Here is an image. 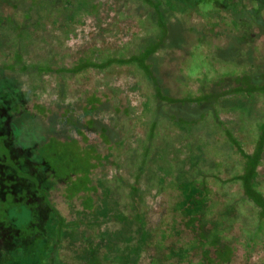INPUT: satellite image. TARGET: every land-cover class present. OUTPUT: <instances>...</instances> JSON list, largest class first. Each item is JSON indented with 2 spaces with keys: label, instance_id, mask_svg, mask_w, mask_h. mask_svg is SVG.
Returning a JSON list of instances; mask_svg holds the SVG:
<instances>
[{
  "label": "trees",
  "instance_id": "obj_1",
  "mask_svg": "<svg viewBox=\"0 0 264 264\" xmlns=\"http://www.w3.org/2000/svg\"><path fill=\"white\" fill-rule=\"evenodd\" d=\"M26 1L0 0V264H264V0H103L106 6L78 0L70 21L86 16L88 9L107 7L118 10L120 20L156 29V39L136 47L140 60L132 54L134 63L112 59L106 64L104 59L96 64L84 52L67 64L71 54L51 45L60 52L53 50L51 60L41 66L35 55L52 42L46 26L61 31L63 41L75 30L55 28L58 21L52 14L37 19L34 6L23 7ZM48 1L45 13L57 10L60 1ZM62 1L69 7L75 2ZM194 16L203 22L201 29L189 26ZM180 21L187 33L183 43L170 36V28ZM188 41L191 60L201 55L199 68L195 65L192 72L190 63L186 73L198 72L189 83L207 89L208 106L202 113L206 133L232 145L235 159L221 161L214 144L203 151L197 136L201 129L192 121L186 127L175 123L184 142L173 138L175 142L166 143L176 125L167 128L162 122L167 119L162 101H180L175 92L183 89L190 92L187 99H194L198 88L187 85L185 68L177 76L153 54L182 49ZM157 63L161 73L169 74L171 89L163 78L153 77L150 69ZM129 65L133 71L127 75L144 77L130 87L147 90L156 100L148 113L147 135L131 128L146 121L137 104L122 112L125 126H118V111L109 112L112 127H95L101 135L90 138L93 128L85 122L93 113L91 104L106 98L97 91L107 86L113 95L123 93L112 85V77L118 75L115 84L122 81L119 75L126 74L117 69ZM90 72L98 75L95 94H88V80L80 82ZM44 73L60 76V87L55 82V91H44ZM242 111L262 121L251 123ZM53 136L97 153L91 159L95 166L80 172L86 184L75 192L70 190L75 171L61 173L60 165L48 164L59 158ZM188 137L193 143L187 145ZM236 158L237 166L230 167ZM56 186L63 191L60 205L49 197ZM249 201L253 204L245 209ZM244 209L254 213L252 220Z\"/></svg>",
  "mask_w": 264,
  "mask_h": 264
},
{
  "label": "rangeland",
  "instance_id": "obj_2",
  "mask_svg": "<svg viewBox=\"0 0 264 264\" xmlns=\"http://www.w3.org/2000/svg\"><path fill=\"white\" fill-rule=\"evenodd\" d=\"M46 1H48V0H46ZM59 1H60V4L58 5V7H56L57 8V13H59V17H60V15H63L62 16L63 21L69 20L67 18H70L72 13L74 14L75 11L77 10V9H75V7L77 8L76 4L78 3V0H74L75 2H72L71 7H69L67 4L63 3L62 0H59ZM38 2H39V4H38ZM25 4H27V6H23V7H26V8L29 7V6H31V8H33L32 6L35 7V9L32 11V13L34 14L35 17H37V19L39 18L40 15L42 16V14H52V15L56 14V12L54 10H50V11L47 10V11H49V13H47V12L45 13L44 8L47 9L46 7L48 6V4H47V2H44V0H27ZM119 9L122 10L121 7ZM4 11L11 12V10L9 8H5ZM123 20L125 21V19H123ZM49 21L51 22V20H49ZM131 21L133 22L135 20H131ZM188 21L187 22H188L189 26L193 27L195 30L197 28H202L204 26L203 22L201 20H199L198 17H195V16L192 17V19L190 18ZM58 24H60L59 21H58ZM182 25H184V21H180V25L177 28H170V36H174L175 42H177L176 41V39H177L180 42L182 41V43H183V41H185L187 39L186 30H185V32H183L184 28H183ZM47 26H46V28L49 29V30H47L48 31L47 32L48 39L50 41H52L53 43L51 42L49 47L46 45L44 48H43L42 44H39V45L42 46V49H41V52L38 53V55L37 54L35 55V58H36V60L40 59L37 62L40 66L43 65V63L49 62V60H51V57L53 56V50H54V54L55 55L57 54V52H60L59 49H55L56 47L57 48H59V47H63L64 48V47L67 46V44H66L67 40L63 41L64 37L63 36H59V34H61V31L60 32L59 31H55V30H53V27H51L50 25H49V27H47ZM72 28H74V27H72ZM23 29L25 31L26 28H23ZM71 32H73V31H71ZM74 33L75 32H73V35H72L73 38H75V34ZM54 36H58V37H56L58 40H55V38L52 40V37H54ZM71 38L72 37H70L69 39L71 40ZM171 39H173V38L172 37L169 38V41ZM157 40H159V39H157ZM164 42H165V40H164ZM51 45L55 46V48L54 49L50 48ZM32 47L33 48H37V44H34ZM138 47L139 46H137V48ZM83 48H85V47H83ZM83 48H81V46H79V47H77V51L73 47L69 48L68 50L65 49L66 51H68V53L71 54V58L65 59L64 62L68 64L71 61H76V58H78V56L79 57L81 56V54L83 52L82 51ZM144 48L145 47H143V49ZM179 49H180V47H179ZM32 51H34V50H32ZM173 55H174V58H177V59L174 60V61L169 59L167 61L166 65H169L171 67V70L175 74L177 73L176 75L178 76L179 75L178 71L181 68H183L182 63H181V58H180V56L182 55V52L181 51H176L175 54H173ZM159 56H162V52H160ZM195 56L197 57V60H196L197 62L199 61V59L201 60V57H200L201 55L197 54ZM192 68H193L192 72H195L197 70L196 67H195V64L193 65ZM44 74L46 75L47 73H44ZM93 74H94V72H90V73H88L86 75L87 78L81 77V79H80V82H83V83H84V81L88 80L87 81V86L89 87L88 94H93L94 91H95V88H96V83H93V79H95ZM59 77L60 76H58L57 74H54L52 76L47 74L45 76V78H44L45 81L42 83V88L44 89V91H55L56 90V84L60 87V82L58 81L60 79ZM79 77L80 76H77V77L75 76L73 79L76 80V78H79ZM168 78L169 77H167V76L163 77L162 84L163 83H164V85L166 84L165 86H167L168 88L171 89V87H172V85L170 86L171 79H168ZM91 79H92V83H91ZM55 82H57V83L55 84ZM74 83H75V81H74ZM196 83L197 82H194L195 86H196ZM76 85L77 84H73V87L76 86ZM191 85H193V84L191 83ZM71 87H72V81H71V84H70V88ZM59 90H61V89H59ZM74 90L75 89H73L72 91L75 93V95H80L79 92L74 91ZM101 90L102 89H100V92H101ZM214 90L218 91L219 89H214ZM102 91H105V94L107 95V98L110 100L111 104H115V106L118 107V101H120V104H121V101L123 102L124 96L122 94H120V93H116L115 95H113L110 92V90L107 88V86L104 87V89ZM133 91H135V90H133ZM100 92H98V94ZM175 93H177L176 96L180 95V97H181V98H179L180 101L176 102V101H174L172 99L169 100V101H167V100L162 101V102H164V103H162V105L165 106V107L163 108V110H161V112L163 113V115H166V117H167V119H165V118L162 119V122L164 123L165 127H167V128L170 127L171 128L170 125L175 126L176 124H178V125L182 124L183 127H186V126L189 125V121H192V123L195 122L197 130L201 129V132L197 136H198V139H199L198 140L199 145H200V147L202 145L203 151L206 150V149H209L211 147H214L213 144L218 148L219 152H220V150L223 151V147L224 146L222 145V143H224V142L226 143V141H224V140L218 141L217 144H215L214 136H209L206 133V126H205V121L206 120L204 121V117H203L202 113H203L204 110H207V106H208L207 98L208 97L204 96L201 99H199L200 97H197V99L196 98L190 99V100H192L190 102L189 99L186 98V93L185 92H183V94L182 93L178 94V92H175ZM51 96L49 97V99L46 100L47 104H49V101L51 100L50 99ZM135 97L139 98L138 101H140V104L142 105L141 107H138L137 110H138L139 113H140V110H144L145 111L144 113L146 115V121L145 122H139V123L133 125L131 128H133L135 132H137V133L139 132L138 134L140 136L142 135V137H145L147 135V133H148V128H149L148 123L150 122V117H149L148 113H149L150 110H152L154 107H156V105L149 104V98L148 97L144 98V97L140 96V93H138ZM165 101H167V102H165ZM45 106H47V105H45ZM130 106H134V105L130 104ZM209 112H211V111H209ZM255 112L261 114L262 111L261 112L260 111H255ZM157 114L159 115L160 113L157 112ZM263 114H264V110H263ZM241 115L243 117L249 119V121L251 123L252 122H257V121H262V119L258 120V119L253 118V116L255 114L251 113L249 111L248 112L247 111H244V112L242 111ZM104 116L108 118V121H110V122L112 121L111 123H113L114 118H112V116H110L109 114H108V116L107 115H104ZM115 118L118 119V126L121 127L122 124L120 122H121V120L123 118L122 112H118V117L116 116ZM139 119H141V116H139ZM168 119H169V121H168ZM130 122H132V120H130ZM125 125L126 124H124V126ZM178 125L175 126L176 127L175 130H171L170 131V135H169V138L167 139L166 143L171 144L172 142H175L176 139L179 140V141H182V142L185 141V139L183 138L184 137V133H183V131L179 130V126ZM109 126L112 127V124L109 125ZM100 135H101V131H99V130L95 131V128H93V136L91 138L94 139V138L99 137ZM173 138L175 139V141L173 140ZM51 142L55 143L54 146H53V149L57 152V154L59 155L60 159L59 158H56V159L55 158H51L50 161L48 162V164L50 166H52V167H53L54 163H57V166L60 165V168H58V169L61 170V173H64L65 169L66 170L67 169L74 170L76 176L74 177V179H72V185H71L70 190L72 189L73 192L77 191L78 189L82 188V186L84 184H86L85 176L82 173L80 174V172L82 170L85 171V170H88V169H92L95 166L94 163L91 161V159H95V157H97L96 151L93 150V148H91V151L83 152L81 150V148H80L81 146L78 147L72 141L64 142L63 138L58 139V137H54V136L51 138ZM190 143H193V142L191 141V138L188 137L187 140H186V144L188 145ZM190 148H191V150L194 149V147L186 146L187 150H190ZM198 148H199V146H198ZM248 149L251 150L250 147ZM227 152L230 153V156L232 155V153L229 150ZM232 152H233V150H232ZM223 160H224V158H223ZM234 164H235V162H234ZM237 164H238V159L236 158V164L235 165H237ZM231 166H232V168H234L233 163L231 164ZM224 176H225V173L222 175V177H224ZM228 177H229V175L226 178H228ZM232 188H234V190H237V192L241 190L237 186H234ZM62 193H63L62 187L61 186H56L54 189L50 190V194H49L50 200L53 203H57L58 205L62 204V202H63ZM237 194H239V193H237ZM235 203H237V205H240L241 202L237 199ZM252 204L253 203L249 201L245 209L249 208V205L252 206ZM245 209H244V211L246 213L248 212L247 218L249 220H252L254 218V213H252L249 210H245ZM251 214H252V216H251ZM0 218H3L2 213H0ZM239 254L240 253L237 252V255H239Z\"/></svg>",
  "mask_w": 264,
  "mask_h": 264
},
{
  "label": "flooded vegetation",
  "instance_id": "obj_3",
  "mask_svg": "<svg viewBox=\"0 0 264 264\" xmlns=\"http://www.w3.org/2000/svg\"><path fill=\"white\" fill-rule=\"evenodd\" d=\"M101 6H106V3L103 0H97ZM56 12L55 16L57 18V21H59L60 24H55L54 27L55 28H60L64 29V28H72L74 27V34H75V38H73V36L70 34L68 36V38L66 39L67 42V46L64 47V50H68L69 48L73 47L75 48V50L77 51V47L81 46V48H83V52H86L87 54V59L90 60V62L92 61L93 63L96 64H100L103 62V60L105 59L106 64L108 63L109 60L112 59H120L122 61H127L126 63L130 62V63H134L132 62L133 56L137 55L135 50L137 49L136 47L139 46V44L141 43H146V45L150 42V41H154L155 35L157 34V30L154 28H139V25H137L136 20L135 21H131V19L128 20H120V18L118 17V10H111L107 7L104 8H98L96 9H88L87 11L89 12V14H86V16L83 15V17L79 16L77 18H71V21L69 20H65L63 21L62 16L60 15L59 17V13H57V10H54ZM122 11V10H121ZM80 11L78 10V13ZM125 12V11H123ZM81 13V12H80ZM73 14V13H72ZM81 15V14H80ZM116 17V18H115ZM80 19V20H79ZM68 22H73L76 23L75 24H69ZM113 23H119L117 28H112L110 24ZM69 25V26H68ZM121 26V27H120ZM123 26V28H122ZM120 27V28H119ZM73 29V28H72ZM71 29V30H72ZM186 29H190V28H186ZM194 29V28H192ZM201 29V28H200ZM70 37L71 40L69 39ZM79 45V46H78ZM190 43L188 41V43H185L182 45V49H174V51H164V53H162V56H159L158 52H154L153 57L156 59V61L159 63V58L161 59V63H163L162 65H166L167 61L170 59L172 61L176 60L177 58H174V55L176 51H181L182 55L180 56L181 58V63L183 66V76H185L186 81H187V85L192 86L189 83L190 80V75H192L193 77L198 75L196 73H186L187 67L189 66V64L191 62V64H195L197 65V67L199 68V65L202 63V61L200 62V60L198 62L195 60H191L192 58L188 56V54L190 53L191 47H190ZM65 50V51H66ZM68 52V51H66ZM70 54V53H69ZM133 54V56H131ZM164 55V56H163ZM139 56V55H137ZM71 58V57H70ZM158 58V60H157ZM107 59V60H106ZM77 60V58H76ZM136 60V59H135ZM140 60V56L138 57L137 61ZM185 61V62H184ZM75 62V61H72ZM158 63L157 65H152L151 66V73L153 75V77L155 78V80H158L160 78H163L165 76H169V74H166L164 72H160L161 69L163 67H161V69H159L158 67ZM172 64V63H171ZM173 65V64H172ZM186 66V67H185ZM70 67V65H69ZM118 73L119 72H123L126 74V76L123 75H119V77H121L123 80L119 83L115 84V79H117L116 75L115 77H112L114 80V82H112V85H115L117 87L120 88V90L123 92L121 93L124 98H123V102L118 101V107L115 106V104H111L110 100L107 98H101V102L98 103L97 101H93V104H91V110L93 111L92 114H89L86 118V122H85V126H88V122H89V128H95V127H104V123H107V125H111V122L108 121V118L105 117L104 115L109 114V112H124L126 110V108L130 107L131 105L137 106V104H140V101H138V97H135L138 93H140V96L144 97V98H149V104L154 105L156 104V100L151 96V93L149 94L147 90L142 91V89L138 90L137 88L132 89L131 87L133 85H137L138 82L143 80V76L141 75H137V76H129L127 75L128 70L133 71V68L129 65V67L122 66L119 67L118 69ZM105 71V75H107V77H109V73L107 72L106 69H104ZM189 72L190 68H189ZM99 74V73H97ZM177 74V73H176ZM189 78H188V76ZM76 77L78 76L75 75ZM95 77H98V75H94ZM125 77V79H124ZM198 80L202 79L201 75L197 76ZM194 79V78H193ZM196 79V78H195ZM125 80V81H124ZM123 82V83H121ZM127 82V83H126ZM143 82V81H142ZM194 84V81H193ZM131 86V87H130ZM196 88V98L200 97L199 99H201L203 96L207 95V89L204 85H201L199 83H196V86L194 85V89ZM103 90V89H102ZM101 90V92H103ZM135 90V91H133ZM150 91H153L152 89ZM183 94V92L186 93V95L190 94V92L187 89H183L180 90ZM100 92V91H98ZM145 92V93H144ZM195 91L192 93L194 94ZM95 94V92H94ZM103 96V94H105V91L103 93H101ZM179 96V95H178ZM99 97L100 99V95L96 96ZM126 97V98H125ZM104 99V100H103ZM190 101V99H189ZM123 103V104H122ZM125 103V104H124ZM128 104V105H127ZM117 108V109H116ZM122 110V111H121ZM125 118V115H123V118L121 120V124L122 126H124L123 120ZM121 119V118H120ZM120 124V125H121ZM84 126V127H85ZM87 136H89L90 138L93 136V133H87ZM215 139H217V141H222L223 139L221 137H218ZM223 147V151L220 152V159H222L221 161L226 160L227 158H233L235 159L232 150L234 148H232V145H229V143H222ZM230 151L232 153V155L230 156V153H228L227 151ZM224 158V160H223ZM231 158V159H232ZM236 164V161L233 160V165L237 166L234 164ZM232 167V166H230Z\"/></svg>",
  "mask_w": 264,
  "mask_h": 264
}]
</instances>
